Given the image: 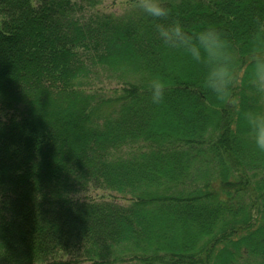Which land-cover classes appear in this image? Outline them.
Returning <instances> with one entry per match:
<instances>
[{
  "label": "trees",
  "instance_id": "1",
  "mask_svg": "<svg viewBox=\"0 0 264 264\" xmlns=\"http://www.w3.org/2000/svg\"><path fill=\"white\" fill-rule=\"evenodd\" d=\"M131 1L116 15L0 0V264H264V151L239 115L255 103L244 74L264 0H166L170 20L234 46L224 103ZM104 71L113 96L88 82Z\"/></svg>",
  "mask_w": 264,
  "mask_h": 264
},
{
  "label": "clouds",
  "instance_id": "2",
  "mask_svg": "<svg viewBox=\"0 0 264 264\" xmlns=\"http://www.w3.org/2000/svg\"><path fill=\"white\" fill-rule=\"evenodd\" d=\"M143 13L157 21L160 40L169 48L179 49L195 64L202 66L201 86L217 102H235V89L240 80L238 54L226 35L212 26L188 30L176 19L170 20L171 9L166 0H138ZM250 59L245 69V80L255 103L241 107L240 120L245 138L264 151V19L257 17L249 38ZM166 82L155 78L151 85L154 103L162 101Z\"/></svg>",
  "mask_w": 264,
  "mask_h": 264
},
{
  "label": "rangeland",
  "instance_id": "3",
  "mask_svg": "<svg viewBox=\"0 0 264 264\" xmlns=\"http://www.w3.org/2000/svg\"><path fill=\"white\" fill-rule=\"evenodd\" d=\"M135 1H131V0H98V3L96 4V9H98L101 12H111V13H115L116 15H124L127 14L130 9L134 8L133 4ZM103 71V70H102ZM107 73L104 71V73H93L90 75L88 82L90 83L91 87H93L95 90L98 89L102 92H104L107 96H113L115 95L113 89L118 87H121V83L118 82L117 77L114 78H110L108 79V77L106 76ZM89 85V86H90ZM117 155H122L124 157H130L132 149L131 147H124L122 148L120 151H118ZM132 153H135V151H133ZM194 167H192L191 169H193ZM255 192V191H254ZM100 195V191H97L95 189H92L90 191L91 195H96L98 194ZM80 196H83V193H80ZM255 196V195H254ZM120 202L124 203V204H129L130 202L124 200V199H118ZM248 200L250 201V203H253V201L251 199L248 198ZM255 207H252V211Z\"/></svg>",
  "mask_w": 264,
  "mask_h": 264
}]
</instances>
